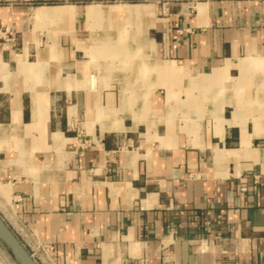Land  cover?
I'll list each match as a JSON object with an SVG mask.
<instances>
[{"label":"crops","instance_id":"0c3cea01","mask_svg":"<svg viewBox=\"0 0 264 264\" xmlns=\"http://www.w3.org/2000/svg\"><path fill=\"white\" fill-rule=\"evenodd\" d=\"M0 215L39 264H264V0H0Z\"/></svg>","mask_w":264,"mask_h":264},{"label":"water","instance_id":"95a60500","mask_svg":"<svg viewBox=\"0 0 264 264\" xmlns=\"http://www.w3.org/2000/svg\"><path fill=\"white\" fill-rule=\"evenodd\" d=\"M0 243L17 264H39L0 215Z\"/></svg>","mask_w":264,"mask_h":264},{"label":"rangeland","instance_id":"374dc122","mask_svg":"<svg viewBox=\"0 0 264 264\" xmlns=\"http://www.w3.org/2000/svg\"><path fill=\"white\" fill-rule=\"evenodd\" d=\"M10 255V254H9ZM17 264V263H16Z\"/></svg>","mask_w":264,"mask_h":264}]
</instances>
